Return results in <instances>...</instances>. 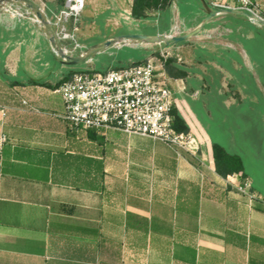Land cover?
<instances>
[{
	"label": "crops",
	"instance_id": "obj_1",
	"mask_svg": "<svg viewBox=\"0 0 264 264\" xmlns=\"http://www.w3.org/2000/svg\"><path fill=\"white\" fill-rule=\"evenodd\" d=\"M132 7L86 0L91 14ZM2 83L0 60V264H264V200L249 175L259 198L226 184L212 147L76 129L58 89Z\"/></svg>",
	"mask_w": 264,
	"mask_h": 264
},
{
	"label": "rangeland",
	"instance_id": "obj_2",
	"mask_svg": "<svg viewBox=\"0 0 264 264\" xmlns=\"http://www.w3.org/2000/svg\"><path fill=\"white\" fill-rule=\"evenodd\" d=\"M0 4L2 86L21 80L58 89L71 73H103L152 61L174 86L177 112L196 138L194 154L203 155L215 139L220 143V126L228 124L223 130L234 132L225 149L243 157L253 189L264 200L263 26L215 7L211 0H170L166 7L151 9L142 19L134 18L132 10L91 14L86 7L77 17L67 18L62 14L66 0H0ZM35 8L43 12L52 32L43 26ZM217 12L221 14L196 35L174 40ZM53 35L73 59L103 48L112 39H133L77 61L61 57L52 43ZM139 36L171 39L145 43L135 39ZM13 73L16 79L11 77ZM225 107L230 109L228 115ZM226 182L240 196L259 198L252 185L246 187L250 184L247 177L232 175Z\"/></svg>",
	"mask_w": 264,
	"mask_h": 264
},
{
	"label": "built area",
	"instance_id": "obj_3",
	"mask_svg": "<svg viewBox=\"0 0 264 264\" xmlns=\"http://www.w3.org/2000/svg\"><path fill=\"white\" fill-rule=\"evenodd\" d=\"M211 1L215 7L229 9L264 27L256 0ZM85 7L86 0H66L62 14L77 17ZM58 92L65 118L76 129L116 130L194 153L196 138L192 132L179 133L174 128L177 93L152 61L103 73H77L63 82Z\"/></svg>",
	"mask_w": 264,
	"mask_h": 264
},
{
	"label": "trees",
	"instance_id": "obj_4",
	"mask_svg": "<svg viewBox=\"0 0 264 264\" xmlns=\"http://www.w3.org/2000/svg\"><path fill=\"white\" fill-rule=\"evenodd\" d=\"M58 1L63 2L64 0ZM169 1L170 0H133L132 16L136 19H142L143 17H145L146 12L150 11L151 9L164 8L168 5ZM72 76L73 74L71 73L66 77L65 81L70 80ZM37 85L48 86L41 83ZM54 88L57 89V86ZM173 116L174 128L176 129V131L179 133H189V126L187 125L183 117L177 112V110H174ZM212 152L216 172L218 175H220V177L226 179L232 175H239L242 178L248 176L242 156L238 154H231L222 145L215 142L212 145ZM255 202V209L259 212L264 213V205H262L259 200H256Z\"/></svg>",
	"mask_w": 264,
	"mask_h": 264
},
{
	"label": "bare ground",
	"instance_id": "obj_5",
	"mask_svg": "<svg viewBox=\"0 0 264 264\" xmlns=\"http://www.w3.org/2000/svg\"><path fill=\"white\" fill-rule=\"evenodd\" d=\"M1 5V4H0ZM37 10V12L40 13L41 16H44L43 12L37 8H35ZM222 13H226V12H222ZM221 14L220 12H217V13H214L212 16H210L205 22H203V24H201L200 26H198L196 29H194L192 32H190L189 34L187 35H184L182 37H179V38H174V40L176 41H184V40H187L188 38L196 35L197 33H199L201 31V29L211 20L213 19L214 17H216L217 15ZM41 23L43 24V26H45V28H47L49 31L52 32V28H51V24L49 23V21H47L46 19H44L43 21H41ZM127 39H133L132 36H124V37H118V38H115V39H112L110 41L107 42V44H105L103 46V48L105 47H110L112 45H117L118 43L122 42V40H127ZM135 39H138V40H142L144 41L145 43H164V42H167L170 40V37H167V36H162V37H157V36H139V37H135ZM55 46L57 47L58 49V52L60 53V55L64 58H68L69 55L67 53V51H65L64 49H62L60 46H59V43H58V40L57 38L55 37L54 40H53ZM113 47V46H112ZM103 48H95V49H92L90 50L89 53H86V54H83L81 55V57H79L77 60H82L88 56H93L95 55L96 53H98L99 51H101ZM89 59V58H88Z\"/></svg>",
	"mask_w": 264,
	"mask_h": 264
},
{
	"label": "water",
	"instance_id": "obj_6",
	"mask_svg": "<svg viewBox=\"0 0 264 264\" xmlns=\"http://www.w3.org/2000/svg\"><path fill=\"white\" fill-rule=\"evenodd\" d=\"M38 9V8H37ZM36 12H37V10H36ZM37 15H38V17L40 18V20L41 21H43L44 20V17L43 16H41L40 15V13L39 12H37ZM47 29V28H46ZM48 30V29H47ZM49 31V30H48ZM51 32V31H50ZM54 38H55V36L53 35V37L51 38V40H52V43L54 44V42H53V40H54ZM171 39V38H170ZM54 46H55V44H54ZM56 47V46H55ZM57 48V47H56ZM57 52H58V49H57ZM59 53V52H58ZM60 54V53H59ZM62 57V56H61ZM64 58V57H63ZM67 59H72V60H77V59H73V58H70V57H68ZM78 61V60H77Z\"/></svg>",
	"mask_w": 264,
	"mask_h": 264
}]
</instances>
